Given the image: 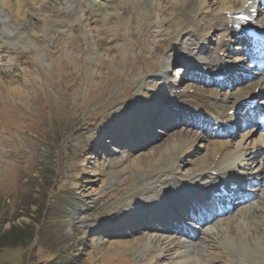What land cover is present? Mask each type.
<instances>
[{
	"label": "rangeland",
	"instance_id": "obj_1",
	"mask_svg": "<svg viewBox=\"0 0 264 264\" xmlns=\"http://www.w3.org/2000/svg\"><path fill=\"white\" fill-rule=\"evenodd\" d=\"M12 1L13 9L0 8V264H173L183 252L187 264H264L261 128L247 137L249 130L237 127L225 140L246 151L238 164L252 174L239 190L256 187L253 199L205 228L173 216L189 211L183 203L195 199L194 188L206 191L196 170L208 151L205 142L188 155L172 153V145L208 126L180 119L157 88L169 77L179 83L178 96L192 93L199 81L193 70L188 78L193 64L182 69L192 59L207 63L206 52L217 53L224 31L204 41L206 51L196 48L198 37L187 26L193 8L183 11L180 0H24L18 18ZM235 51L226 52L228 64L241 58ZM247 66L233 69L231 83L240 85L207 88L224 100L239 91L251 95L262 72ZM155 97L154 121L140 110L127 129L107 132L128 105ZM172 193L186 200L174 204ZM182 205L185 213L174 210ZM120 212L125 226H104ZM150 214L153 229L144 221ZM179 225L185 230L174 233ZM214 226L221 230L217 242L205 234ZM236 236L242 241L235 254L229 238ZM137 239L157 242L141 249Z\"/></svg>",
	"mask_w": 264,
	"mask_h": 264
},
{
	"label": "bare ground",
	"instance_id": "obj_2",
	"mask_svg": "<svg viewBox=\"0 0 264 264\" xmlns=\"http://www.w3.org/2000/svg\"><path fill=\"white\" fill-rule=\"evenodd\" d=\"M251 1L253 0H215L212 6L209 4L208 0H180V1H177V4H180L181 6H183L184 8V9L182 8L183 11L189 12L188 11L190 10L189 8L190 7L193 8L192 13L191 12L189 14L187 13V23H188L187 26L190 29H193L191 34L194 37L195 36L198 37L199 41L197 40L198 42L196 43V46H195L196 48H199L202 51L205 50L204 48L205 45L203 44L204 41H206L209 38V36L217 32L220 28L221 30L224 31L225 36L216 54H211L210 51L206 52V56L208 57L207 63L206 62L203 63L202 60H198L192 63L193 67L191 66L192 67L191 71L193 70L192 72L194 73L193 74L194 76L192 77V79L200 81V82L195 81L198 83V85L196 86V89L193 90V93L190 94L189 92H185L183 93V95L178 96L177 95L178 93H176V90L178 89L179 83L175 82V80H172L169 77L163 78L161 80V83L159 82L160 83L159 88H157V90L161 88L163 89L162 92L166 96V101L170 104V106L176 107V109L179 111L178 113H179L180 119L192 118L193 121L203 123L209 127V129L208 127L207 128L204 127L202 128V130L200 128L199 134L194 139H192V137L191 139H184L182 137L178 138L177 140H175V142L173 141L174 143L171 149L172 153L173 151H177V153H180L181 155H187L193 152L192 150L194 149L197 143L205 142V148H207L208 156L207 157L205 156V158L199 162V165L197 168L198 170H196L197 171L196 175H197V178L206 179L208 187L206 191H203L204 190L203 187L197 186L196 188L193 189V193L195 194V197H197V195H200V194L206 195L207 200L205 204L202 206V207H205L206 209H210V207H212L215 199L217 200V199H220V197H222L218 195V193L220 192V189H219L220 186L227 185V188L231 192H234V190L230 189V184L238 183L240 180L236 175L237 172L242 170L238 162L243 157L246 151L241 146L232 147L230 142L225 141L223 136H220L218 134V129H219V125L220 127H224L225 123L234 124L236 122H239L238 121L239 118L242 119L243 117L250 115L252 113L251 112L252 110L249 109L250 106L237 109V105L243 100L253 99L254 96L247 95L245 92L239 91V93L236 96H230L226 100L218 99L215 93L210 91L207 87L208 85H211V84L215 85V78H217L218 76H225L227 79H232L234 77L233 69L243 65L242 60H237L235 64L233 65L228 64L225 61L226 52H229L230 47L232 45V40L236 38L237 36L240 39H237L236 43L239 44L240 49L242 48L241 50H243L244 52L255 53L256 55H261L264 53L263 48L260 45L253 44L252 40L249 39L245 35V33L247 32L249 28H255L259 32L262 33V36L264 38V22L263 23L258 22L255 24H246L234 18V14L239 13L241 11H249L250 9L254 8L253 5H250ZM12 3H13L12 0H0V8L6 11L7 9L8 10L13 9L14 5ZM23 4H24V0H16L15 5H17L16 8L18 9L16 11V15L12 13L15 15V18L16 17L18 18L22 15ZM195 71H199V73L203 75V78L202 79L196 78ZM154 72H157V69H155ZM206 75H210L211 79L207 80L205 77ZM149 76L150 75L148 74L146 77H149ZM255 86L257 87L256 90L258 91L261 88H264V74L256 82ZM227 87H230V85H228ZM158 103H159V99L155 97V98L148 99L146 101L140 100L138 101V103L128 105V108L125 111L127 113L126 116L125 117L122 116L121 118H119V120L110 121V125L107 127V132L113 135L114 133H118V131L120 132L123 131L124 128L127 129L126 125H129L128 123H130L131 116L134 114H137V112H140V110L143 113V116L147 119V121H154L152 119V116L154 114V110L156 109ZM246 109L248 110L246 112L247 114H244V110ZM168 123L172 124V121L170 120L168 121ZM194 124L196 125L195 127H199L197 126L196 123ZM224 129L225 131L228 130L226 127H224ZM228 132H232V130L229 129ZM249 134H251V132H249ZM249 134L247 135V137L249 136ZM217 156L219 158L216 161L215 159H217L216 158ZM140 167L142 168V166L140 165H137V164L134 165V169H139ZM207 173L209 174L207 175ZM213 173H216V176H214ZM263 174H264V168L258 171L257 176L263 179V176H262ZM178 183L181 184L182 182H178ZM253 188L255 189L256 187H253ZM172 194H169L167 197H169V199L174 204L175 203L178 204L179 202L181 203L186 200L184 197L179 198L180 195H174V194L172 195ZM186 201L190 202L192 200H186ZM262 201H264V197ZM198 207H199V204L193 205V211L197 210ZM129 211L130 213L131 211L133 212L132 209H129ZM221 211H222L221 213L222 216H225L229 213L225 209H222ZM124 214L126 215V213ZM190 214H193V213H190ZM190 214H187V216H190ZM124 216L122 212L121 215L117 216L116 219L114 218L109 224H105L104 226H107V227L111 226L112 227L111 229H114L115 227H120L121 229V227L126 225L125 223L126 218L123 219ZM237 216L235 214L234 218L232 219H234V221H239L240 218L238 219ZM262 216H264V214ZM150 217H152V214H150L149 216L147 215L144 221H149V220L152 221ZM190 219H195L194 214ZM201 219H204V221L202 222L203 226H207V224L210 222V219L209 220L206 219V215L201 217ZM171 222H173V219L167 223L169 224ZM238 223H237V226H238ZM243 223L244 222H242V225ZM147 227H151L150 222L147 225ZM210 228H208L205 234H207V236H212L213 238L217 234H219V232L221 231L220 226H214L213 230H209ZM221 229L222 231L226 230L227 226H224ZM101 230H103V227L101 228ZM240 236L229 238L231 249L232 251L235 252V254H236V251L238 250L241 251L239 249V244H240L239 242L242 241V237ZM145 240L144 239L136 240L137 245L141 249H144L146 247L148 248L149 244L152 245L153 247L154 243L157 242L156 239H153L152 242L148 240L145 241ZM182 244L183 243L178 244L180 245V248ZM175 247H177V245H175ZM221 252H223V250H221ZM184 254H185L184 252L181 253L180 259L173 264H187L186 261L183 259V257L185 256ZM231 255L229 254V256ZM216 256H217V253H216Z\"/></svg>",
	"mask_w": 264,
	"mask_h": 264
}]
</instances>
